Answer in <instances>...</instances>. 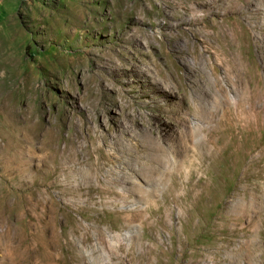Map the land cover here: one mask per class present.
Instances as JSON below:
<instances>
[{"label": "rangeland", "instance_id": "1", "mask_svg": "<svg viewBox=\"0 0 264 264\" xmlns=\"http://www.w3.org/2000/svg\"><path fill=\"white\" fill-rule=\"evenodd\" d=\"M0 264H264V0H0Z\"/></svg>", "mask_w": 264, "mask_h": 264}, {"label": "bare ground", "instance_id": "2", "mask_svg": "<svg viewBox=\"0 0 264 264\" xmlns=\"http://www.w3.org/2000/svg\"><path fill=\"white\" fill-rule=\"evenodd\" d=\"M193 134H194V132H192V133H189L188 134V136L189 137H193ZM153 145V148L156 150V153L158 154V157L157 158H155L156 160H161V161H167V160H169L168 158L166 159V155H165V153H164V151H163V149H160L159 147H156L154 144H152ZM184 145H185V143H184ZM121 149V148H120ZM127 152H126V154H130V155H132V157H133V159L135 158L136 159V157H135V154H134V152L132 151V152H130V151H128V150H126ZM177 151H179L178 152V154H180V156L182 155L184 158H186L187 159V150H186V148H185V146H183L182 144H181V140H180V142H179V146H178V148H177ZM160 158V159H159ZM136 161V160H135ZM185 161V160H184ZM21 162V161H20ZM186 162V161H185ZM189 164V167L188 168H185L183 165L184 164H182L181 166H179V169H183V170H187V169H190L191 167H192V162L190 163H188ZM164 168V167H163ZM16 170V169H15ZM173 172V171H172Z\"/></svg>", "mask_w": 264, "mask_h": 264}]
</instances>
